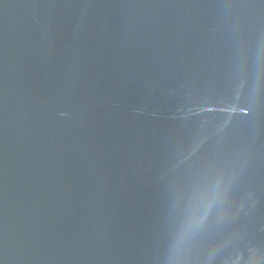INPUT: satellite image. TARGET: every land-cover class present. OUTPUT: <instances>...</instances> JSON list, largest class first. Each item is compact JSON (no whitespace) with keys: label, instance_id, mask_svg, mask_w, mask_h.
I'll list each match as a JSON object with an SVG mask.
<instances>
[{"label":"water","instance_id":"water-1","mask_svg":"<svg viewBox=\"0 0 264 264\" xmlns=\"http://www.w3.org/2000/svg\"><path fill=\"white\" fill-rule=\"evenodd\" d=\"M0 264H264V0H0Z\"/></svg>","mask_w":264,"mask_h":264}]
</instances>
